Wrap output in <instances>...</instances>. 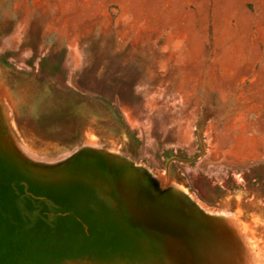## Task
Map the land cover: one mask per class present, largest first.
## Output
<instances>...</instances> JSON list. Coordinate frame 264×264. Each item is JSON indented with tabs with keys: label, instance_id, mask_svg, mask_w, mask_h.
<instances>
[{
	"label": "rangeland",
	"instance_id": "374dc122",
	"mask_svg": "<svg viewBox=\"0 0 264 264\" xmlns=\"http://www.w3.org/2000/svg\"><path fill=\"white\" fill-rule=\"evenodd\" d=\"M0 59L23 156L122 152L193 199L173 264H264V0H0Z\"/></svg>",
	"mask_w": 264,
	"mask_h": 264
},
{
	"label": "water",
	"instance_id": "95a60500",
	"mask_svg": "<svg viewBox=\"0 0 264 264\" xmlns=\"http://www.w3.org/2000/svg\"><path fill=\"white\" fill-rule=\"evenodd\" d=\"M9 115L0 100V264H173L180 256L183 243L166 227L195 211L166 198L193 201L185 189L152 193L142 166L84 141L60 163L33 162ZM174 211L178 219L165 216Z\"/></svg>",
	"mask_w": 264,
	"mask_h": 264
},
{
	"label": "crops",
	"instance_id": "0c3cea01",
	"mask_svg": "<svg viewBox=\"0 0 264 264\" xmlns=\"http://www.w3.org/2000/svg\"><path fill=\"white\" fill-rule=\"evenodd\" d=\"M10 69L12 68L7 64L2 63L0 59V88H5V85H7L6 82L8 79L7 72ZM250 122H251L250 127L249 128L246 127V129L249 130L250 135L252 137L261 138L262 141L264 142V119L260 121L251 120ZM262 147H264V144L262 145ZM262 152L264 153V150H262Z\"/></svg>",
	"mask_w": 264,
	"mask_h": 264
},
{
	"label": "flooded vegetation",
	"instance_id": "af4514ba",
	"mask_svg": "<svg viewBox=\"0 0 264 264\" xmlns=\"http://www.w3.org/2000/svg\"><path fill=\"white\" fill-rule=\"evenodd\" d=\"M11 70H12V69H11ZM25 74H26V76H28V72H26ZM27 78H28V77H26V79H27ZM9 80H10V79H7V81H6L7 84H8V82H9Z\"/></svg>",
	"mask_w": 264,
	"mask_h": 264
}]
</instances>
